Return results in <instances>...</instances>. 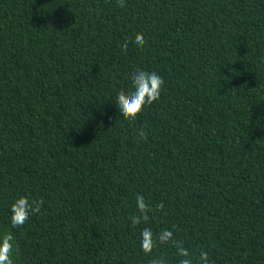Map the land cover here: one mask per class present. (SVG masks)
<instances>
[{
    "label": "trees",
    "instance_id": "16d2710c",
    "mask_svg": "<svg viewBox=\"0 0 264 264\" xmlns=\"http://www.w3.org/2000/svg\"><path fill=\"white\" fill-rule=\"evenodd\" d=\"M137 69L164 83L125 120L115 97ZM20 195L40 212L12 228ZM137 195L146 225L131 224ZM144 226L172 230L193 264L201 250L264 264V0H0V232L15 264H176L173 244L142 252Z\"/></svg>",
    "mask_w": 264,
    "mask_h": 264
},
{
    "label": "clouds",
    "instance_id": "9594fccd",
    "mask_svg": "<svg viewBox=\"0 0 264 264\" xmlns=\"http://www.w3.org/2000/svg\"><path fill=\"white\" fill-rule=\"evenodd\" d=\"M120 6H124V0H120ZM135 47L140 49L145 44L143 36H137ZM125 50L127 45L125 44ZM164 81L162 76L155 71L137 69L131 76V90L120 91L115 97L114 105L118 109L119 116L125 120H135L143 110L153 102L159 100ZM140 137L146 139L141 130ZM41 201L30 199L26 195H20L10 205V224L12 228H18L25 224L33 214L40 212ZM137 214L131 217L133 226L146 225L149 221L150 205L146 203L142 195L136 196ZM173 244L176 246V264H193L190 251L176 241L174 232L163 229L154 233L151 227L144 226L139 233V246L146 255L153 253L157 245ZM17 252L15 235L11 230L0 232V264H15L14 255ZM151 264H167L164 257L153 258ZM198 264H209V255L201 250Z\"/></svg>",
    "mask_w": 264,
    "mask_h": 264
}]
</instances>
